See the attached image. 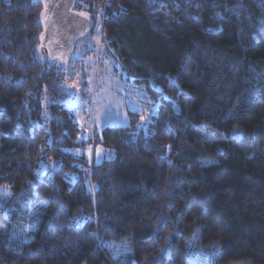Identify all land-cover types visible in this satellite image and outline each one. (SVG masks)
<instances>
[{
  "label": "trees",
  "instance_id": "obj_1",
  "mask_svg": "<svg viewBox=\"0 0 264 264\" xmlns=\"http://www.w3.org/2000/svg\"><path fill=\"white\" fill-rule=\"evenodd\" d=\"M75 10L158 106L80 140L66 65L35 58L40 1L0 0V264H264V0Z\"/></svg>",
  "mask_w": 264,
  "mask_h": 264
},
{
  "label": "rangeland",
  "instance_id": "obj_2",
  "mask_svg": "<svg viewBox=\"0 0 264 264\" xmlns=\"http://www.w3.org/2000/svg\"><path fill=\"white\" fill-rule=\"evenodd\" d=\"M94 33H89L85 35L83 39L79 41L77 44V49L73 55V60L66 64V92L67 96L65 98V105L71 111L73 120L78 124L80 128V140H88L81 139L82 136L91 137L92 132L95 131L97 134H100L101 131L109 127L104 121V116L100 115L101 113L106 111V107L108 110H111L113 114V125L112 127H121L127 128L132 125L133 120L136 121V124L142 125L140 128L147 129V123L139 119V115L137 113H133L131 109V105L134 103H140L145 107V115H148L152 112L153 107L155 110L157 109L158 103L150 98L147 91L142 87L135 85L132 81L128 79V76L122 70L121 63L115 58L102 56L98 57V50L101 48L100 36L96 40L97 45L91 49L89 52L84 53V60L79 61L74 59L76 53L80 49H86L85 47L88 44H92ZM91 58L94 62L93 64L87 63V61ZM75 64V70H73L72 66ZM77 73L79 75H77ZM102 78H114L115 80L120 81L121 85H123V91H120L113 85L112 87H108L106 83L103 82ZM92 80V84H88V80ZM75 84V87L72 85ZM79 89L77 91L76 89ZM87 88H92L93 92L91 94L88 93ZM107 89V91H105ZM133 89L137 90V92H144L146 95L154 102L152 105H145L143 98L138 94L133 92ZM127 93H132V95H127ZM71 94V95H69ZM76 96H83V101L86 102L85 107L92 110V114H90L87 110L79 109L73 107L74 98ZM111 101V103H109ZM99 109V111H97ZM119 113V115H117ZM125 114L127 115V119L130 121V125L127 127L121 126L119 121L124 118ZM92 115L100 116V120L95 127L89 128L87 131H83L81 125L85 120L91 121ZM91 148L94 150V145L89 146L88 149ZM97 149H103L102 156L104 157L100 162L104 160H110L114 158V153L108 149H105L101 145L97 144ZM89 152V151H88ZM93 152V151H92ZM91 152V153H92ZM90 153V154H91ZM111 153V158H108V154ZM96 157V156H95ZM97 161V158H96ZM99 162V163H100ZM42 166H39L38 171L40 173H44L48 170V166L46 163H41ZM5 193L7 191L4 187L0 188V196L4 195V199L0 197V200L5 201ZM7 201V199H6ZM1 207V205H0ZM3 212H0V217L3 216ZM2 220H0L1 227Z\"/></svg>",
  "mask_w": 264,
  "mask_h": 264
},
{
  "label": "water",
  "instance_id": "obj_3",
  "mask_svg": "<svg viewBox=\"0 0 264 264\" xmlns=\"http://www.w3.org/2000/svg\"><path fill=\"white\" fill-rule=\"evenodd\" d=\"M42 5L38 53L44 56L42 62H59L53 59L66 53L69 64L78 42L94 29L93 21L75 10L78 0H39ZM82 33V34H81Z\"/></svg>",
  "mask_w": 264,
  "mask_h": 264
},
{
  "label": "snow or ice",
  "instance_id": "obj_4",
  "mask_svg": "<svg viewBox=\"0 0 264 264\" xmlns=\"http://www.w3.org/2000/svg\"><path fill=\"white\" fill-rule=\"evenodd\" d=\"M121 11H123V9H121ZM94 47H95L94 45L89 43L87 49H83L82 48V49L78 50V52L76 53L74 59L79 60V61H83L84 60V53L87 50L93 49ZM65 55H66V53H61L60 56H54L53 59H59L61 61V64L66 65L68 63V61H67V59H64ZM105 55H107V53L103 49L98 50V57H102V56H105ZM35 58L39 59V60H43L44 56L39 54V53H37ZM87 63L93 64L94 62L91 60V58H89ZM72 68H73V70H75V64H73ZM60 70L64 71L65 69L61 67ZM77 75H79V74L77 73ZM102 80H103L104 83H106L108 85L109 88L112 87L113 85H115V87H117V89H119L120 91H123V85H121L120 81L115 80L114 78H108V79L102 78ZM88 84H92V80L91 79L88 80ZM72 87H75V84L72 85ZM61 90L62 91H66V89L63 88V86H61ZM76 90L79 91L78 88ZM87 91H88L89 94H91L93 92V89L92 88H87ZM105 91H107V89H105ZM133 92L138 94L140 97L143 98V101H144L145 105H152L154 103L146 95V93H144L142 91L137 92V90H135V89H133ZM69 95H71V94H69ZM127 95H132V93H127ZM109 103H111V101H109ZM85 104H86V102L83 101V96H76L74 98V103H73L74 109L75 108L84 109V110H87L90 114H92V110L86 108ZM105 107H106V111L101 113L100 115L104 116V118H105L104 122L109 127H112V125H113V114H112L111 110L107 109V106H105ZM131 109H132V112L133 113H137L139 115V119L144 121L145 123L150 121L155 116V108L154 107L152 109V112L149 113L148 115L144 114L145 113V107L142 106L140 103L132 104L131 105ZM97 111H99V109H97ZM117 115H119V113H117ZM99 120H100V116L92 115L91 121L85 120L84 123L81 125L82 130L83 131H87L89 128L95 127L98 124ZM119 123H120L121 126H124V127H127V126L130 125V121L127 119V115L126 114H125L124 118L119 121ZM141 126L142 125L137 124V128H140ZM136 135H137L136 133H133L132 134V138H134ZM91 138H93V139L97 138L95 131L92 132V137ZM81 139H89V137L82 136ZM209 139H213V138L209 137ZM88 151H89V153H91L93 150L91 148H89ZM102 152H103V149H97L96 150L97 163H99L104 158L102 156ZM108 158L109 159L111 158V153L108 154ZM169 163H171V161H169ZM205 163H207V162H205ZM167 223H168V219L167 218L161 219L160 224L157 226V231L153 235V239L154 240H155L156 235H158L159 229L162 228ZM197 231H199V230H197ZM125 251H128V250L125 249ZM160 251H161V253H163L165 255L167 254V249L166 248H162ZM213 255H215V253H213Z\"/></svg>",
  "mask_w": 264,
  "mask_h": 264
}]
</instances>
